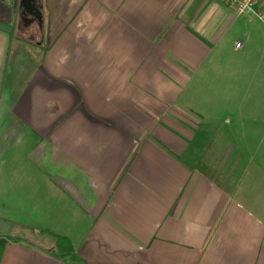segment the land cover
I'll return each mask as SVG.
<instances>
[{
    "label": "crops",
    "instance_id": "crops-1",
    "mask_svg": "<svg viewBox=\"0 0 264 264\" xmlns=\"http://www.w3.org/2000/svg\"><path fill=\"white\" fill-rule=\"evenodd\" d=\"M17 8L0 5L1 264H264V145H214L249 114L223 92L224 65L247 71L225 39L261 21L229 0ZM16 12L40 63H12Z\"/></svg>",
    "mask_w": 264,
    "mask_h": 264
},
{
    "label": "rangeland",
    "instance_id": "rangeland-1",
    "mask_svg": "<svg viewBox=\"0 0 264 264\" xmlns=\"http://www.w3.org/2000/svg\"><path fill=\"white\" fill-rule=\"evenodd\" d=\"M17 2L18 0H0V5L3 3L12 9L15 5L17 8ZM17 9L20 10V13L23 12L26 16L28 15L24 9ZM17 15L18 12H16V16L14 14L5 16V19H10L13 25L15 39L13 47L15 52L17 50L24 51L22 54L18 53L21 57L19 61H17V57H12V63H14V67L19 63V67L22 68L27 65L30 66L31 64L29 63H32V61L40 63L43 56L39 53L42 48L38 46L41 41L38 34L37 20H34L31 26H26V23L22 24L19 21L20 18ZM262 23L257 21L249 25L239 26L237 30L236 28L233 29L224 42L229 47V53L232 55H235L234 49L244 52L246 57L240 63L244 64L247 71L244 75L239 76L233 72L231 65L229 70H226V66L224 65L222 70L224 80L221 81V85L224 84L223 92L228 95H238L239 97L247 98H244L246 100L245 106L247 110L249 107L247 117H244L243 120L237 119L235 131L231 134H227V132L220 134L214 143V145H225L222 149L223 153L222 151L221 153L225 154L229 151V156L231 151L230 145H235V147L237 145H245L242 149L245 153L247 152L246 145H253L254 147L264 145V25ZM243 52H240V56ZM227 57L224 61H226ZM232 66L234 69L237 68L234 61ZM247 110H242L241 113ZM225 150L226 152H224ZM236 154L237 150H234L230 158L227 156V159H230V161L234 160L237 157ZM230 164L231 162L227 168ZM56 241L58 245L60 242L59 236Z\"/></svg>",
    "mask_w": 264,
    "mask_h": 264
},
{
    "label": "built area",
    "instance_id": "built-area-1",
    "mask_svg": "<svg viewBox=\"0 0 264 264\" xmlns=\"http://www.w3.org/2000/svg\"><path fill=\"white\" fill-rule=\"evenodd\" d=\"M230 7L237 17H255L264 23V0H229ZM239 46V45H238Z\"/></svg>",
    "mask_w": 264,
    "mask_h": 264
},
{
    "label": "trees",
    "instance_id": "trees-1",
    "mask_svg": "<svg viewBox=\"0 0 264 264\" xmlns=\"http://www.w3.org/2000/svg\"><path fill=\"white\" fill-rule=\"evenodd\" d=\"M59 238H60V242L58 241L59 242L58 246H59L60 255L63 257L64 256H71V258L74 261H79V258L74 255V248H73L71 242L67 238H64V237H59ZM6 243H7V240L0 239V264L2 261V256L4 253V248L6 246Z\"/></svg>",
    "mask_w": 264,
    "mask_h": 264
}]
</instances>
